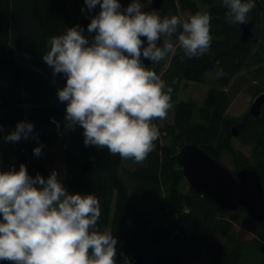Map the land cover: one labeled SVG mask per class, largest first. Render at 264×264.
Segmentation results:
<instances>
[{"label":"trees","instance_id":"16d2710c","mask_svg":"<svg viewBox=\"0 0 264 264\" xmlns=\"http://www.w3.org/2000/svg\"><path fill=\"white\" fill-rule=\"evenodd\" d=\"M130 2L124 0L121 5ZM98 11L99 6L80 16L85 35H92L87 33V24ZM184 11L190 13L186 19L181 15ZM197 11H209L212 16L209 52L188 58L179 47L167 63L164 59L151 69L147 66L173 91L172 107L164 122H152L160 136L142 163L111 155L107 149L86 147L79 126L65 129L60 140L64 187L69 193H92L99 199L98 227L110 229L119 242L116 264H123L121 252L130 264H183L201 254L208 258L207 264H242L253 252L264 259V220L254 221L243 207L224 210L190 185L184 193L180 188L184 175L176 159L187 143L219 162L223 154H229L234 171L244 167L258 171L264 190V103L259 116L248 111L240 116L227 113L238 92L243 90L254 98L264 93V0H255L248 13L254 36L247 43L240 42L239 24L229 22L222 0H165L159 14L187 20ZM67 27L71 23L63 0H0V53L12 54L21 68L19 78H13L7 67L0 70V126L13 130L18 122L28 121L34 125L36 137L8 145L0 139V171L13 166L18 170L23 163L33 177L39 173L47 178L51 173L43 162L50 143L43 127L57 129L53 118L60 127L64 125L65 103L58 100L56 92L64 87L65 78L53 77L42 55L48 50V38L63 34ZM217 62L225 73L219 79L215 75ZM207 71H212L217 86L209 89L203 104L198 107L193 100L177 101L183 82H204ZM232 127L237 130L235 137ZM233 138L250 146L249 157L234 150ZM41 144V155L36 157L33 148ZM161 193L160 207L176 222L173 230L152 228L148 211L144 213L139 203ZM235 224L252 231L254 239L242 240Z\"/></svg>","mask_w":264,"mask_h":264},{"label":"clouds","instance_id":"9594fccd","mask_svg":"<svg viewBox=\"0 0 264 264\" xmlns=\"http://www.w3.org/2000/svg\"><path fill=\"white\" fill-rule=\"evenodd\" d=\"M84 5L89 13L99 6L87 24L92 35H85L78 24L67 27L63 34L48 38L42 55L52 76L65 78L64 87L56 92L65 103L64 127H81L86 147L142 163L160 136L152 122L166 118L173 91L143 60L159 64L169 53L175 54L173 37L186 57L205 55L212 42V16L197 11L187 20L161 17L157 10L145 11L140 0H131L126 7L118 0H84ZM222 6L230 23L243 24L255 0H222ZM218 64L217 79L225 75ZM52 122L60 127L54 118ZM33 129L31 122L20 121L3 141L36 139ZM42 147L33 148V155L39 157ZM57 177L56 170L47 178L39 173L33 177L23 163L18 170L13 166L0 171V261L116 264L119 242L110 229L98 227L99 199L92 193H69ZM120 255L123 264H130L127 255Z\"/></svg>","mask_w":264,"mask_h":264},{"label":"water","instance_id":"95a60500","mask_svg":"<svg viewBox=\"0 0 264 264\" xmlns=\"http://www.w3.org/2000/svg\"><path fill=\"white\" fill-rule=\"evenodd\" d=\"M123 1L118 0L120 4ZM164 1L151 0L143 8L145 11L159 12ZM239 27V40L241 43H247L254 36L253 22L247 19V22L239 24ZM143 63L146 67L152 65L148 60H143ZM2 67H7L13 78H19L21 75V68L12 54L0 53V70ZM263 103L264 93H261L251 102L248 112L253 116H259ZM232 135L237 136L235 127H232ZM176 159L188 184L196 192L213 200L224 210L243 207L254 221L264 220V190L256 169L244 167L233 172L192 143L183 145L177 152ZM0 264L9 262L0 261Z\"/></svg>","mask_w":264,"mask_h":264},{"label":"rangeland","instance_id":"374dc122","mask_svg":"<svg viewBox=\"0 0 264 264\" xmlns=\"http://www.w3.org/2000/svg\"><path fill=\"white\" fill-rule=\"evenodd\" d=\"M63 1L67 4L68 7V15L70 18L71 26L77 24L79 25L80 16L89 13L88 10L85 8L84 0H63ZM150 1L151 0H140L142 6L148 5ZM82 8H85L84 12L81 11ZM189 14L190 13L188 11H184L181 13L184 19H186L189 16ZM173 43L176 44L178 50L179 46L175 37H173ZM172 55H173L172 53L168 54V56L165 58L166 63L169 61V58ZM153 66L154 64L150 65V69L153 68ZM216 86H217V82L215 77L213 76L212 71H207L205 73L204 82H183V84L180 86L179 89L177 101L193 100L196 102L197 106L199 107L203 104V101L209 89ZM226 89H228V87H226ZM253 100L254 97H252L251 95H249L248 93L242 90L238 92L232 99L227 109V113L233 116H240L248 111L249 106ZM158 121L160 123L164 122V120H158ZM2 129L3 132L0 133V139L2 144L8 145L9 143H13V142L5 143L3 141V135L12 131V129H8L5 127H2ZM43 129L50 136V143L44 153L43 162L49 167L50 171L53 170L57 171L58 173L57 178L61 180L64 186L63 179L65 173V165L62 159L60 140L65 133V127L64 125H62L60 128L56 129L50 126H44ZM232 145L234 150L243 153V155L246 157L250 156V151H251L250 146L241 144L239 140L236 138L232 139ZM220 162L234 172L235 169L229 154H223ZM188 187L189 184L186 178L184 177V179L181 181L180 188L185 193ZM162 197H163V193L157 195L151 201H139V203L144 213L145 211H148V215L151 218L150 226L152 228L167 227L170 230H173L176 222L174 221L171 215L164 213L162 208L160 207V202ZM241 221L245 222L243 218H241ZM235 230L242 240L251 241L254 239L253 232L246 227H242L235 224ZM208 261L209 260L206 257V255L201 254L196 258H187L183 264H207ZM242 264H264V259L262 258L260 253L253 252L248 256L247 260H245Z\"/></svg>","mask_w":264,"mask_h":264}]
</instances>
